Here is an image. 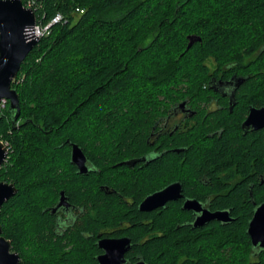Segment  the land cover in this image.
Here are the masks:
<instances>
[{"label": "trees", "instance_id": "trees-1", "mask_svg": "<svg viewBox=\"0 0 264 264\" xmlns=\"http://www.w3.org/2000/svg\"><path fill=\"white\" fill-rule=\"evenodd\" d=\"M38 5L36 16L42 23L57 13L66 19L37 42L11 84L20 108L14 126L7 104L0 106V141L9 147L0 182L18 190L1 208V234L22 256L21 264L93 262L79 255L58 257L53 242L41 236L49 224L41 210L60 188L72 197H90L102 185L124 191L136 187L143 196L148 181L165 173L168 180L175 179L178 165L184 173L207 172L213 157L240 159L245 148L247 156L261 162L264 174L263 146L221 143L200 160L186 135L168 145L186 151H169L164 162L143 171L137 186H131L128 169L112 167L142 154L162 100L172 99L171 92L203 89L212 70L248 76L241 90L261 92L264 103V0H40ZM76 8L84 12L76 14ZM192 34L201 41L186 49V37ZM66 140L83 150L94 172L75 173ZM190 190L186 185L185 192ZM108 211H99L101 219L108 218ZM176 213L177 208L169 207L151 214L153 230L164 236L145 246L149 264L195 262L199 242L186 227L170 224ZM243 222L239 218L226 231L216 226L200 235V242L228 236L231 264H241L236 244L243 239ZM21 242L25 248L18 249ZM185 253L181 261L178 255Z\"/></svg>", "mask_w": 264, "mask_h": 264}, {"label": "flooded vegetation", "instance_id": "flooded-vegetation-1", "mask_svg": "<svg viewBox=\"0 0 264 264\" xmlns=\"http://www.w3.org/2000/svg\"><path fill=\"white\" fill-rule=\"evenodd\" d=\"M190 36L197 35H188L187 44ZM247 78L246 75L215 73L212 70L203 89L171 92L172 99L162 100L163 107L150 137L144 140L145 148L142 154L126 158L112 167L123 166L128 169L131 186H137L138 177L145 173L143 171L158 160L162 159L164 162L169 151L175 153L186 151L183 147L168 148L169 141L172 142L182 135L190 136L188 142L195 146V153L200 160L204 157L205 151L212 150L221 143L238 145L246 142L251 148L255 145L264 147V127L257 129L252 125L244 127L251 109L264 108L261 92L241 90ZM4 102V105L9 106L8 101ZM63 143L69 147L71 166L76 174H80L77 167L71 163L69 143L72 142L66 140ZM81 151L83 152L82 149ZM243 151L244 156L240 159L236 155L213 157L210 170L199 174L184 173L182 166L178 165L175 179L168 180L165 173L153 182L148 181L147 194L143 196L136 194L139 190L136 187L124 191L102 185L98 188L100 193H93L90 197L85 194L72 197L66 190L60 188L53 201L41 210L49 219V224L44 227L41 236L53 242L58 249L55 252L58 257L79 255L81 258L93 259L91 264H99L98 258L107 252L118 258V264H149L147 257H151V254L147 252L145 246L150 245L154 238L164 236L161 231L153 230L151 214L175 207L180 213L171 216L170 224L175 223L178 229L186 227L188 235L194 232L192 237L199 242L200 251L196 254L193 264H231L232 246L226 241L229 239L228 236H209L201 242L199 236L212 231L216 226L226 231L225 228L237 223L239 218L244 221L243 239L236 244L240 247V263L262 264L264 247L252 244L248 229L257 209L264 204V174L261 172V162H257V157L247 156L246 152H249L247 148ZM83 154L86 158L87 173L81 175L86 176L95 169L84 152ZM8 156L9 150L0 168L6 165ZM127 161L134 163L127 167L123 164ZM1 182L14 186L12 183ZM173 184H178L181 189L177 199L168 200L164 205L150 211L140 210L142 202L147 197ZM186 185L191 187L188 192H185ZM15 189L17 190L16 187ZM16 194L17 192L2 206L11 201ZM89 199L97 201L89 202ZM189 206H192V209ZM105 208L110 209L107 213L108 218L101 219L99 211ZM217 212H226L228 221L211 219L202 225L199 224L209 214ZM8 220L9 218L6 221ZM218 237L225 241H219ZM5 239L10 242V253L18 255V264L23 263L22 256L12 251L11 240ZM104 241L118 243L114 249L107 251L100 245ZM21 243L18 249L25 248ZM178 256H181L182 261L187 257V253Z\"/></svg>", "mask_w": 264, "mask_h": 264}, {"label": "water", "instance_id": "water-1", "mask_svg": "<svg viewBox=\"0 0 264 264\" xmlns=\"http://www.w3.org/2000/svg\"><path fill=\"white\" fill-rule=\"evenodd\" d=\"M35 25V12L25 9L20 0H0V103L5 100L9 102L8 112L11 115L12 126L19 119L20 108L17 91L11 88V84L17 77L21 64L38 42L37 40H30L25 35L26 29L32 28ZM200 41V37L190 36L186 49H189L194 43ZM251 125L255 129L264 127V108L250 110L244 127ZM69 145L71 146V163L77 167L80 174H86V158L83 152L78 145L74 143H69ZM7 154V144L0 141V166L5 162ZM133 163L131 161L123 162L127 167H131ZM180 190L178 184H173L147 197L142 202L140 210L150 211L164 205L168 200L177 199ZM16 192L17 190L13 185L0 183V209L4 202ZM61 201L63 202L62 199ZM190 207L192 209V206ZM211 219L228 221V216L226 212L209 214L199 224L202 225L206 220ZM248 234L251 237L253 245L260 244L261 247H264V204L257 209L254 218L250 222ZM117 243L116 241H104L100 245L105 247V250L110 251L114 249ZM118 261V258L113 257L107 252L104 256L98 258L99 264H118ZM18 262V255L10 253V242L1 236L0 226V264H18Z\"/></svg>", "mask_w": 264, "mask_h": 264}, {"label": "built area", "instance_id": "built-area-1", "mask_svg": "<svg viewBox=\"0 0 264 264\" xmlns=\"http://www.w3.org/2000/svg\"><path fill=\"white\" fill-rule=\"evenodd\" d=\"M20 1L22 2V5L25 9L32 10L36 14L37 9L39 8L38 3L40 0H20ZM83 12L84 10L80 8L75 9L76 14H82ZM65 19L66 18L62 14L57 13L50 21H48L47 23H42V21H39L36 16V25L32 28L26 29L25 35L30 40L39 41L42 37L49 34L52 26L63 23ZM3 102L4 101H2V103Z\"/></svg>", "mask_w": 264, "mask_h": 264}, {"label": "rangeland", "instance_id": "rangeland-1", "mask_svg": "<svg viewBox=\"0 0 264 264\" xmlns=\"http://www.w3.org/2000/svg\"><path fill=\"white\" fill-rule=\"evenodd\" d=\"M251 59H252V57H251V58H248V59H246V60H245V62H247V61H249V60H251ZM4 103H5V102H3V103L1 102V105H0V106H1V108H3V105H4ZM7 110H8V107H7ZM5 144H7V143H5ZM7 148H8V150H9L8 144H7Z\"/></svg>", "mask_w": 264, "mask_h": 264}]
</instances>
